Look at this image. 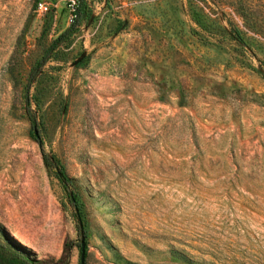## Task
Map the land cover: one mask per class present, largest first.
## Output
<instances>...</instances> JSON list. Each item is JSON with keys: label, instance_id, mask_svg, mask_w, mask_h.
<instances>
[{"label": "rangeland", "instance_id": "obj_1", "mask_svg": "<svg viewBox=\"0 0 264 264\" xmlns=\"http://www.w3.org/2000/svg\"><path fill=\"white\" fill-rule=\"evenodd\" d=\"M38 1L0 0V239L79 264L28 95L84 264H264V0H84L49 54Z\"/></svg>", "mask_w": 264, "mask_h": 264}, {"label": "trees", "instance_id": "obj_2", "mask_svg": "<svg viewBox=\"0 0 264 264\" xmlns=\"http://www.w3.org/2000/svg\"><path fill=\"white\" fill-rule=\"evenodd\" d=\"M87 9L88 8L84 0H77L76 7L72 13L73 18L70 26L51 43L46 54L52 53L59 46L60 43L65 42L68 39L70 34L80 25L84 17L87 15L88 12ZM45 61H46V56H43L35 64L30 74L31 77H36L38 73H40V70L44 66ZM24 111L26 118L32 128V133L41 150L42 163L44 167L55 175V177L58 179L63 189L67 191L68 200L74 208L75 217L78 219V223H81L79 201L77 195L74 192H72V190H70L72 185V180L65 173L58 159L53 155H49L44 152L42 148V142L40 140L38 133L35 113L32 112L30 108L28 95L25 98ZM34 131H36V134ZM69 247L70 246H65L63 248L61 256L56 260L37 259L25 253L12 240L4 238V239H0V264H66ZM78 249H79V264H80V243L78 244ZM85 255H86V246L84 247V257Z\"/></svg>", "mask_w": 264, "mask_h": 264}, {"label": "built area", "instance_id": "obj_3", "mask_svg": "<svg viewBox=\"0 0 264 264\" xmlns=\"http://www.w3.org/2000/svg\"><path fill=\"white\" fill-rule=\"evenodd\" d=\"M58 2L65 3V10L70 14L71 19L73 18L72 13L76 7L77 0H58ZM50 10V6L47 2L39 0L34 10L36 17L41 18Z\"/></svg>", "mask_w": 264, "mask_h": 264}, {"label": "water", "instance_id": "obj_4", "mask_svg": "<svg viewBox=\"0 0 264 264\" xmlns=\"http://www.w3.org/2000/svg\"><path fill=\"white\" fill-rule=\"evenodd\" d=\"M36 134V131H34ZM79 232H80V264H84V235H83V229L81 226V223H79Z\"/></svg>", "mask_w": 264, "mask_h": 264}]
</instances>
